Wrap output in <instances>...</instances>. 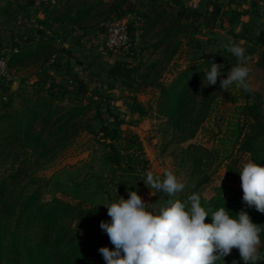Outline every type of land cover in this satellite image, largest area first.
Segmentation results:
<instances>
[{"label":"trees","instance_id":"16d2710c","mask_svg":"<svg viewBox=\"0 0 264 264\" xmlns=\"http://www.w3.org/2000/svg\"><path fill=\"white\" fill-rule=\"evenodd\" d=\"M153 1L155 0H58V3L53 5L50 19L43 22V25L48 27L53 21L71 26L72 30L76 28L85 30L84 34H88L89 29H86V25L88 22L96 21L102 26L101 32L106 35L107 23L103 25L106 19L134 15L135 18L129 25L133 44L131 33L135 26L139 28L140 23L142 25L147 22L146 30L142 34L145 41L153 29L167 21L168 27L164 29V37L152 47L155 48V52L165 47L164 53L172 49V54L179 53V57H182L184 49L180 47L181 41L178 40L186 34L190 20L203 21L205 24L212 20L213 27L227 30L239 41L244 42V45L254 46L256 49H246V55L256 56V51H259L254 60L264 67V28L258 18L247 20L243 18L247 14L246 11L232 9L228 4L218 0H193L189 6L185 5L184 0H174L175 6L179 5L182 8L179 12L175 11L173 4L166 10L150 8L149 5ZM28 2L34 3L33 0ZM104 6L108 7L107 10H103ZM143 9L146 11L141 13ZM238 23L243 25L240 33L229 29V26L234 27ZM93 27H90V30L94 29ZM64 41L65 36L56 32L42 50V53L50 51L51 55L48 58L52 60L51 64H55L61 70L68 65L67 62L64 63V55L73 56V50L57 48V45ZM16 48L12 52L0 54L9 57L10 68L24 55L22 50H15ZM148 48L150 46L143 47L142 50ZM132 50L136 51L135 48ZM103 54L113 57L114 62L101 66L102 72L91 71V78L88 79L72 72L55 84L49 82L46 85L45 80L44 84H41L43 81L41 78L29 89L20 86L13 90L11 80L0 78V96H8L7 101L3 99L0 101V156L30 153L38 163L41 160L52 162L72 146L81 132L93 133L105 146V162L116 175L115 181L120 187V196L127 199L129 191H138L137 180L145 178L150 168V160L140 135L132 129L122 127L127 119L112 106V92L117 89L137 91L148 83L154 85L149 81L162 65L163 59L152 60L147 71L138 75V67L134 66L138 54H134L132 60L129 59L130 55L123 52ZM209 61L224 65L221 57L209 59L204 64L190 65L180 71L169 88L162 89L165 98L161 102L160 112L173 120L174 131L183 142L196 136L207 118L205 111L212 108L216 101L212 94L217 89L215 87L207 91L208 94L203 100L200 99L203 94L200 90L204 71L210 70L211 67ZM79 62L82 61L79 59ZM93 74L105 75L106 93H102L97 87L99 83L97 84ZM139 76L143 78L142 81L137 79ZM95 83L93 89L92 85ZM63 95L68 96L69 105H55L54 101ZM16 97L20 98L19 106L15 105ZM99 98L102 100L98 103L97 111L89 119L87 113ZM236 111L235 116L217 133L215 151L226 166L225 177L217 193L207 200L198 189L210 176L204 171L206 165L204 155L194 150L190 177L191 181L197 178L198 183L178 193L176 198L183 201L190 194L197 193L201 195L202 206L210 214L223 206L234 217L244 210L253 223L264 225V213L243 202L239 176L243 164L249 159L264 166V103L247 105L237 103ZM254 121L257 122L256 125ZM95 122L100 123L99 129H96ZM50 124L56 126V133L48 140L37 128L39 126L44 128ZM119 171H122L121 175L117 174ZM20 175L17 173L11 177L20 180ZM42 181L44 179L35 177L33 183L19 185L5 206L0 208V264H105L99 252V248L106 247L105 244L79 239L69 228V222L77 218L88 219L89 222L95 220L100 213L99 208L84 202L60 198L45 201ZM108 194L113 202L114 197L110 192ZM11 198H14L12 202ZM167 199L169 197L166 194L159 193L155 201L163 205ZM206 222L211 223V216L206 218ZM39 230L43 232L41 238L36 236ZM260 237L259 251L264 255V226ZM233 261L236 264H244L237 249H233L230 255L224 257V261L219 260L216 264H233ZM258 264H264V261H259Z\"/></svg>","mask_w":264,"mask_h":264},{"label":"rangeland","instance_id":"374dc122","mask_svg":"<svg viewBox=\"0 0 264 264\" xmlns=\"http://www.w3.org/2000/svg\"><path fill=\"white\" fill-rule=\"evenodd\" d=\"M173 1L155 0L150 3L149 7L165 8L166 10L173 4L175 11H181L182 8L179 5L175 6L176 4ZM191 1L193 0H184V3L189 6ZM218 1L228 4L232 9H238L241 3H243L241 2L242 0ZM102 8L103 10H107L108 7L104 6ZM144 11L146 10L143 9L140 12L144 13ZM111 18L106 19L103 25L108 23ZM190 21L186 34L178 40L181 41L180 47L184 49L182 57H179V53L172 54V49H168L169 51L164 53L165 47L160 48L157 52L152 47L154 43L164 37V29L168 27L167 21L162 22L159 27L153 29L154 31H152L145 41H143L142 34L146 30L147 22L142 23V25L140 23L139 28L135 26V29L131 33L134 41L132 48L123 51V53L130 55V60H132L134 54H138V58L134 62V66L138 67V75L147 71L148 64L152 60L162 58L163 62L149 81L154 83V85L148 83L137 91L114 90L111 102L112 106L127 119L126 124L122 127L136 131L143 140L147 156L150 160L149 170L157 175H162L165 170L174 171L186 183L184 191L189 186H194V184L198 183L196 182L197 178L191 181L190 175L193 169L191 157L194 150L200 151L205 158L204 162L206 165L204 166V171H207L210 178L207 182L202 183L198 189L209 200L217 193L218 188L221 186L220 182L222 184L225 177L224 173H226L225 163L215 151L217 133L229 119L235 116L237 103L242 105L264 103V67L257 64L254 60L259 51H256V56H249L250 59L247 63V66L250 68L249 83L253 89L250 93L237 88L235 85L229 91H224L220 88L219 80L216 85L205 86L207 81L203 79L200 90L203 94L200 99L203 100L205 95L208 94L207 91L215 87L217 89L212 93L216 99L215 104L212 108H208L205 111L207 118L196 136L188 141H181L179 135L174 131L173 120L167 116H163L160 112L161 102L165 98L162 89L164 87L169 88L180 71L186 67L204 64L207 60L216 57H221L224 62L222 72L225 75L224 78H226L231 66L237 64L236 57L223 49V45L226 43L235 42L245 49H256L250 44L244 45V42L239 41L227 30L213 27L212 20H209V24L195 19H191ZM260 23L264 28V20H261ZM91 25L94 26V29L90 30ZM242 28V23L235 24L234 27L229 26V29H232L235 33H240ZM86 29H89L88 34H84L85 30L75 29V31L81 34V41H79V44L75 48L72 45V50L78 55L74 56V64L79 65V71L80 73L83 72L84 76L92 74L91 72L89 73L90 69L88 68L91 66L85 60L89 61V57L92 55L94 57L99 51L102 52L105 41V34L101 32L102 26L97 24L96 21L88 22ZM148 46L150 48L142 50L143 47ZM134 48L136 51L132 50ZM79 59L82 62H79ZM84 64L87 66L86 71L82 70L81 72V67ZM94 69L101 71V68H93L91 71H95ZM93 76L97 80V84L99 83L97 87L100 88V91L106 93L107 82L105 81V75L98 76L97 74H93ZM137 79L139 81L143 80L140 76ZM158 84L160 86H157ZM95 86L96 83L92 85V88L94 89ZM3 97L0 96V101L2 99L7 101L8 96L5 95ZM101 100L99 98L91 106L87 113L89 119L95 115L98 103ZM19 101L20 98L16 97V106H19ZM54 104L69 105V98L63 95V97L57 98ZM94 124L96 129H99L100 123L95 122ZM256 124L257 122L254 121V125ZM37 129L42 131L48 140L53 138L56 133V126H52V124L44 128L39 126ZM194 147L196 148L194 149ZM104 154L105 146L100 142L97 135L90 132H81L72 146L61 157L52 162L41 160L38 163L30 153H21L19 156H15L14 153H11L10 156H0V208L5 206L10 199V195L14 194V191H17L19 185L31 183L35 177L42 178L44 179L41 183L42 190L44 191L43 200L48 201L53 198H60L66 201L84 202L98 207L100 213L95 220L89 222L88 219L77 218L69 222V228L78 235L79 239L89 240L94 243L101 242L106 247L113 248L107 234L100 228L101 221L110 220V217L107 215V208L101 204L112 202L108 192L114 197V201H117V198L121 195V190L118 182L115 181L116 175L105 162ZM17 173L21 174L20 180L11 177ZM121 173L122 171H119L117 174L121 175ZM143 180L141 178L137 180L138 194L147 203L154 204L158 208L161 204L155 201L157 194L165 193L156 192L155 196H150V189L145 185ZM13 199L11 198V202ZM42 234L43 232L39 230L36 236L41 238Z\"/></svg>","mask_w":264,"mask_h":264},{"label":"clouds","instance_id":"9594fccd","mask_svg":"<svg viewBox=\"0 0 264 264\" xmlns=\"http://www.w3.org/2000/svg\"><path fill=\"white\" fill-rule=\"evenodd\" d=\"M223 49L236 57L237 64L231 66L224 78V65L209 61L210 70L206 69L203 77L207 81L205 86L216 85L219 80L224 91L235 85L252 92L246 49L235 42L224 44ZM239 176L243 202L264 213V166L249 159ZM143 181L150 196L163 192L169 199L157 208L138 191H129L127 199L119 196L117 201L101 204L107 208L110 220L101 221L100 228L113 245L111 249L99 248L105 264H216L224 261L233 249L238 250L244 264L264 261L259 251L264 225L253 223L246 211L241 210L234 217L223 206L210 214L197 193L183 201L177 199L186 183L172 170H165L162 175L149 170ZM209 216L211 223L206 222Z\"/></svg>","mask_w":264,"mask_h":264},{"label":"crops","instance_id":"0c3cea01","mask_svg":"<svg viewBox=\"0 0 264 264\" xmlns=\"http://www.w3.org/2000/svg\"><path fill=\"white\" fill-rule=\"evenodd\" d=\"M28 1L0 0V54L12 52L16 47L15 50H22L24 54L10 68L12 89L17 90L20 86L33 87V84L39 82L41 78L43 79L41 84H44V80L46 85L49 82L55 84L72 72L84 76L82 70L86 71L87 66L84 64L80 73L79 65L74 64V56H78L74 51L71 57L64 55V63H68L64 66V70L51 64L50 51L42 53L56 32L65 36V41L57 45V48L64 47L71 50L72 45L75 48L81 41V34L72 30L71 26L53 21L48 27L44 26L43 22L50 19L54 6L43 0H33V4H28ZM241 2L243 3L238 10L247 12L243 18L247 20L258 18L260 22L264 20V0H242ZM92 56L89 57V61L85 60L91 66L88 67L89 73L93 68L99 69L101 66L110 65L115 60L100 51L94 57ZM91 75L87 74L84 77L88 79Z\"/></svg>","mask_w":264,"mask_h":264},{"label":"built area","instance_id":"2783aa9c","mask_svg":"<svg viewBox=\"0 0 264 264\" xmlns=\"http://www.w3.org/2000/svg\"><path fill=\"white\" fill-rule=\"evenodd\" d=\"M43 1L50 5H56L58 3V0ZM134 18V15H128L122 18H115L107 23L102 51L107 54L121 53L132 46L129 25ZM0 78H5L7 80L11 79L8 56H0Z\"/></svg>","mask_w":264,"mask_h":264}]
</instances>
